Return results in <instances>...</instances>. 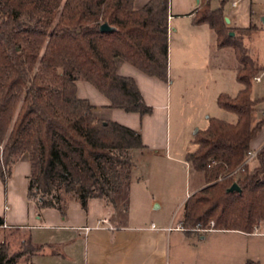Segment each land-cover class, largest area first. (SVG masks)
I'll list each match as a JSON object with an SVG mask.
<instances>
[{
	"label": "trees",
	"instance_id": "obj_1",
	"mask_svg": "<svg viewBox=\"0 0 264 264\" xmlns=\"http://www.w3.org/2000/svg\"><path fill=\"white\" fill-rule=\"evenodd\" d=\"M228 1L219 0L213 8V0H200L193 11L194 23L209 24L218 46L234 51L242 88L236 95L218 96V105L237 120L211 117L196 132V148L186 156L191 170L205 180L185 203L180 224L187 234L264 228V149L256 154L259 165L246 161L251 141L264 126V119L253 121L260 102L252 97L254 78L263 70L253 45L258 27L228 26ZM169 16L170 0H149L140 9L135 0H0L4 185L27 154L28 198L38 210L55 208L65 215L71 200L88 210L91 199L101 198L120 217L122 210L127 216L135 152L148 146L140 131L98 118L95 106L78 96L77 82H90L111 108L152 114L136 80L119 73L116 59L167 82ZM104 23L111 30L103 31ZM234 183L240 190H230ZM4 224L0 216V227ZM35 251L29 241L10 254L8 244L0 241V264H31L22 257ZM246 264L261 263L250 259Z\"/></svg>",
	"mask_w": 264,
	"mask_h": 264
},
{
	"label": "crops",
	"instance_id": "obj_2",
	"mask_svg": "<svg viewBox=\"0 0 264 264\" xmlns=\"http://www.w3.org/2000/svg\"><path fill=\"white\" fill-rule=\"evenodd\" d=\"M148 1L135 0V7L140 9ZM197 3L199 5L200 0H197ZM173 11L172 1L169 16V37L171 29L173 35L176 33L180 36L177 52V72L180 77L179 87L182 91L185 86L183 84L185 82L184 77L189 81V77L199 75L201 65L197 63V60H200L201 51L199 46L195 45L203 44L204 41L207 42L205 36H208L210 44L217 49L225 51L226 48L230 47L220 48L218 46L216 33L209 24L194 23L195 14L192 8L188 12L175 13ZM225 14L230 19L229 22L226 21L230 27H248L251 24L258 27L253 45L256 50V57L263 70L257 75L260 77L259 81L254 78V83L258 84V87L255 88L254 84L252 89V97L260 100L257 110L253 113V121L257 122L264 119V22L262 21L264 0H229L225 6ZM176 18L184 20L181 21L183 25L175 27L173 22ZM229 50H232V48ZM228 52L229 56H231V52L234 54V59L228 64L230 69H234V74L229 80L232 83L237 82L238 85L235 83L232 92H225L222 88L214 92L212 98L214 103L217 104L219 94L236 95L242 88L236 75V55L233 50ZM116 63L120 74L131 76L136 80L146 103L154 108L152 114L141 116L137 112H127L123 109L109 107L110 100L85 80L77 82L78 96L88 99L95 106L94 113L98 118L117 121L140 131L144 143L148 148L155 150L152 154L157 155L162 151V155H164V152H166V158L174 162L173 170H171L173 175L184 168V165L186 170L190 171V164L186 160V156L190 151L187 150L186 153L179 151L178 156L168 154L170 113L167 107L169 96L167 82L143 73L122 58H117ZM169 63L171 69V58ZM219 74L225 75L224 70H221ZM213 84L215 86L223 85V81L220 79L219 84L216 81ZM208 111H202L200 117V119H208L205 126L200 127L194 121V127L196 128L193 130L194 137L199 129L207 127L211 117V112ZM217 113L226 114L224 111ZM219 118L225 119L221 116ZM261 149H264V126L251 141V150L254 153L257 154ZM255 158L256 156L253 157V160ZM166 170L165 172L168 173L169 169L166 168ZM29 174L30 159L25 154L13 166L12 176L8 180L7 186L4 185L0 176V216L5 218V224L0 227V241L8 244L10 254L22 250L29 241L36 249L30 258L27 255L22 257V262L31 264H171L175 261V264H182L179 259L186 242L194 234L201 233L197 231L187 234L185 230L177 228L178 225H181L180 221L184 216L187 199L195 191L205 186L204 175L200 172L195 174L198 186L187 191L186 196L180 202V205H183V215L179 218V223L175 227L164 221L170 203L169 199H171L166 192L169 186L168 179L163 181L158 176L151 178L147 175L143 179L147 186L144 205L138 212H133V203L130 201L128 213L124 219L122 216L120 217L116 208L107 204L101 198L91 199L88 210H85L78 201L71 200L65 215L55 208L38 210L36 204L28 198ZM132 189L131 187V191ZM150 190L152 191L151 195L148 192ZM148 216L157 218L160 221L158 223L154 221L143 223L144 217ZM104 217L109 219L114 228H110L108 224L97 227L98 221ZM216 231L223 230H210L208 232ZM239 232L249 237H264V231L259 229L254 233ZM206 233L201 234V238L205 239ZM234 255V261L232 259L234 264H246L250 259L264 264L259 259L249 257L247 251L241 247L237 248Z\"/></svg>",
	"mask_w": 264,
	"mask_h": 264
},
{
	"label": "rangeland",
	"instance_id": "obj_3",
	"mask_svg": "<svg viewBox=\"0 0 264 264\" xmlns=\"http://www.w3.org/2000/svg\"><path fill=\"white\" fill-rule=\"evenodd\" d=\"M172 1L174 9L173 12L175 13L188 12L191 8L195 10L198 7L197 0H170L171 7ZM212 5L213 8H216L218 6V0L213 1ZM181 21L184 20L176 18L173 22L174 26L179 27L180 25H183V22ZM205 37L207 38V42L204 41L203 44L195 45L199 46L201 51L200 60H197V63L201 65L199 68V75L189 77V81H187V78L184 77L185 82L183 84L185 86L181 91L179 87L180 77L177 72V52L180 36L176 33L173 35V31L171 29L169 37V50L172 67L170 69L169 63L167 81L169 86L167 107L170 113L168 154L171 156H178L179 151L186 153L187 150L193 151L196 148L194 142L195 137L193 134V130L196 129L194 127V121H196L200 127H203L208 120L200 119L202 111L209 110L208 112H211V117L221 116L222 118H225V120L231 122H235L237 120V116L234 113L220 108L217 103H214L212 98L214 92L219 89L222 88L225 92H232L235 83L238 85L237 82L232 83L229 80L230 77L232 78V74H234V69H230V65L228 64L234 59V54L231 52L232 54L229 56L228 51H232L229 50L230 48H226L227 52L226 50L222 51L217 49L215 46L210 44L208 36ZM217 55L219 56L217 57ZM221 70H224L225 75L219 74ZM220 79H222L223 85L215 86L213 82L216 81L217 84H219ZM254 84L255 88L258 87V84ZM220 111H224L226 114L221 115V113H217ZM154 151V149L147 148L144 150H137L135 152V165L133 167V178L131 184L133 189L131 191L130 188L129 202L131 201V203H133V212H138L144 205L147 186L143 179L146 178L147 175L151 178L158 176L159 179L162 178L163 181L168 179L167 183L169 186L166 192L171 199H169L170 203L168 204L164 221L168 225L175 227L179 223V218L183 215V205H180L182 198L186 196L187 191L193 190L198 186V181L195 178V174L198 172L193 170L187 171L184 165V168L180 169L178 173L175 172V175H173V171L171 170H173L174 162H171L166 158V152H164V155H162V151H160L157 155H154L152 154ZM0 159H2V151L0 152ZM251 162L252 166L259 165V161L257 159H252ZM166 168L169 169L168 173L165 172L167 171ZM148 192L151 195L152 191L150 190ZM121 214L122 218L125 219L126 212L122 210ZM153 221L158 223L160 220L149 216L144 217L143 219V223H151ZM258 229L260 231H264L263 226ZM200 232V234H194V236L186 242L181 258L179 259L182 264H234L232 259L234 261V253L239 247L246 250L249 257L259 259L264 263V237L262 236L249 237L239 231H216L206 233V231L200 230ZM203 233H206L205 239L201 238V234ZM174 262L175 261L171 264H175Z\"/></svg>",
	"mask_w": 264,
	"mask_h": 264
},
{
	"label": "built area",
	"instance_id": "obj_4",
	"mask_svg": "<svg viewBox=\"0 0 264 264\" xmlns=\"http://www.w3.org/2000/svg\"><path fill=\"white\" fill-rule=\"evenodd\" d=\"M255 80L259 81V80H260V77H259V76H256V77H255ZM255 156H256V153H254L252 150H250V151L248 152V157H247V160H246V161H251V160L253 159V157H255ZM6 209H8V207H6ZM104 224H108L110 228H114V226H113L112 224H110L109 219H108V218H105V217L102 218V219H100V220L98 221V225H97V227H100V226H102V225H104ZM213 224H214V223L212 222L211 225L213 226ZM198 227H199V226H198ZM177 228H178V229L185 230V228H184L182 225H178Z\"/></svg>",
	"mask_w": 264,
	"mask_h": 264
},
{
	"label": "water",
	"instance_id": "obj_5",
	"mask_svg": "<svg viewBox=\"0 0 264 264\" xmlns=\"http://www.w3.org/2000/svg\"><path fill=\"white\" fill-rule=\"evenodd\" d=\"M226 21H227V22L230 21L229 17H226ZM262 21L264 22V16H263V18H262ZM102 30H103V31H109V30H111V27H110V25H109L108 23H104V24L102 25ZM230 190H231V191H234V190H240V187H239V185H238L237 183H234V184L231 186Z\"/></svg>",
	"mask_w": 264,
	"mask_h": 264
}]
</instances>
